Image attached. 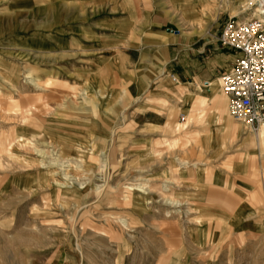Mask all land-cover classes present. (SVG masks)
<instances>
[{
    "label": "rangeland",
    "instance_id": "1",
    "mask_svg": "<svg viewBox=\"0 0 264 264\" xmlns=\"http://www.w3.org/2000/svg\"><path fill=\"white\" fill-rule=\"evenodd\" d=\"M257 7L0 0V264H264V145L222 128L210 87L155 77L158 52L125 53L166 29L219 47Z\"/></svg>",
    "mask_w": 264,
    "mask_h": 264
},
{
    "label": "built area",
    "instance_id": "2",
    "mask_svg": "<svg viewBox=\"0 0 264 264\" xmlns=\"http://www.w3.org/2000/svg\"><path fill=\"white\" fill-rule=\"evenodd\" d=\"M216 41L240 54L221 76L229 115L245 134L257 135L264 127V25L229 18Z\"/></svg>",
    "mask_w": 264,
    "mask_h": 264
},
{
    "label": "crops",
    "instance_id": "3",
    "mask_svg": "<svg viewBox=\"0 0 264 264\" xmlns=\"http://www.w3.org/2000/svg\"><path fill=\"white\" fill-rule=\"evenodd\" d=\"M194 2H198L201 0H193ZM191 12H196L195 9L191 10ZM158 24V23H156ZM167 36L164 37H153L151 42H143L140 48H131L130 50L126 51V56L130 61L137 60L138 62L144 61L147 57V54H151V51L158 52V63L159 67L156 69L151 67L152 70L158 72L160 76L163 72L170 73L176 76L179 82H186L188 84L198 85L200 87H210V91H212V102L216 104V116L217 119L223 122L222 128L227 130L229 134L231 133V129L233 124L229 120V115L226 109L223 106V100L219 103L215 102L213 97V90L212 85L216 82H219L221 77L225 72H227L233 62L240 57V54L228 47H222L219 44V47H214V42L209 40L205 43H199L198 41H187L183 46H177L180 44V39L182 41V37L179 31H173L170 29H166ZM186 40H189L188 36H183ZM139 43V42H137ZM148 47L147 53L143 52V49ZM211 49L213 51H217L219 49L224 50L225 54L228 53L227 56H222L220 54L211 53ZM149 60V59H147ZM148 62V61H147ZM128 93L133 95H138L140 90V85L132 82L128 86ZM172 86L167 87V91H173ZM182 96V94H179ZM203 102V101H201ZM141 117L148 120L149 117L153 116V112H143L139 113ZM256 140V139H255ZM255 146L258 147L257 140L255 141ZM251 144L253 142L251 141ZM243 160L246 161L247 166L251 167L250 170L254 169V165L250 164V154L246 155H238Z\"/></svg>",
    "mask_w": 264,
    "mask_h": 264
},
{
    "label": "bare ground",
    "instance_id": "4",
    "mask_svg": "<svg viewBox=\"0 0 264 264\" xmlns=\"http://www.w3.org/2000/svg\"><path fill=\"white\" fill-rule=\"evenodd\" d=\"M254 1V0H253ZM257 1L258 3V7L257 9L255 10V13L258 15V18L259 20L257 19V21L261 24L264 25V0H255ZM214 99H215V102L219 103L221 100L224 99V95L222 93V90H221V78H220V81L219 82H216L215 84V87H214ZM221 91V93H220ZM228 110V109H227ZM229 113V112H228ZM256 138H257V143H258V147L259 145L262 146L264 145V127H262L259 131V133L257 135H255ZM1 139V138H0ZM256 141V140H255ZM30 143V142H29ZM40 151H38L39 153ZM40 154V153H39ZM42 154V153H41ZM169 201V200H168ZM171 203L173 204L174 202L172 200H170Z\"/></svg>",
    "mask_w": 264,
    "mask_h": 264
}]
</instances>
